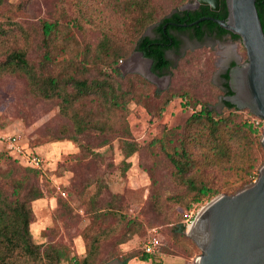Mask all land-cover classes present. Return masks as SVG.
<instances>
[{
	"label": "rangeland",
	"instance_id": "obj_1",
	"mask_svg": "<svg viewBox=\"0 0 264 264\" xmlns=\"http://www.w3.org/2000/svg\"><path fill=\"white\" fill-rule=\"evenodd\" d=\"M195 2L154 0L158 8L157 21ZM18 4H21V9ZM42 21L59 22L70 38L66 40L64 49L58 47V60L84 58L85 50L90 51L89 57H92L103 32L118 31L121 27L119 18L102 0H7L0 7V25L8 32L0 36V61L16 46H26L29 59L40 61L44 56ZM74 21L77 23L75 26ZM157 24L149 26L144 35H154ZM21 29L29 33L27 42ZM180 39L181 51L170 55L171 71L159 79H148L143 75L148 76V65L136 55L138 51L131 52L127 59L120 61L119 69L124 77L137 74L152 86L147 91L138 90L144 96L140 104L129 105L125 129L122 130L119 122L111 117L116 124L114 132L109 135L87 133L79 137L78 143L71 139L73 124L60 114L59 101L36 97L23 75L0 73V130L22 134L28 149L42 154L47 160L44 174L34 179L44 190L45 198L32 204L34 219L30 229L33 241L63 253L60 264H75L74 258L84 259L85 235L95 234L102 227L107 228L110 237L102 245L97 264H120L123 256L142 252L149 232L155 229L164 244V264H177V261L195 264L201 254L198 246L188 241H177L169 233L184 207L167 202V198L183 194L185 188L167 162L164 150L180 142L184 125L195 111L206 105L219 113L226 111L221 102L223 64L228 62L233 51L243 61H246L247 54L242 42L212 38L199 42L186 34L180 35ZM61 42L56 44L65 43ZM109 72L112 73V70ZM183 94L186 97L174 98L161 110L167 98ZM97 109L103 111L101 107ZM242 112L251 122L248 112ZM103 117L107 114L103 113ZM260 129L263 130L262 127ZM105 139L109 143L102 147ZM126 143H137L140 151L128 160L131 168L124 173ZM80 144H87L101 155L81 152ZM1 155H4V149L0 146ZM11 162L6 157L0 160V172L6 177L22 171L15 165L11 167ZM214 175L222 178L220 173ZM7 182L4 181V184L8 186ZM99 185L104 194L99 199V207L105 209L113 203L118 215L101 224H94L87 207L91 197L98 193ZM5 189L8 191L9 188ZM115 196L116 203L113 202ZM153 196L161 200L162 214L152 210ZM205 205H195L192 210H201ZM121 215L129 221L141 222L146 228L145 233L120 244L126 234ZM129 264H139V261L133 260Z\"/></svg>",
	"mask_w": 264,
	"mask_h": 264
},
{
	"label": "trees",
	"instance_id": "obj_2",
	"mask_svg": "<svg viewBox=\"0 0 264 264\" xmlns=\"http://www.w3.org/2000/svg\"><path fill=\"white\" fill-rule=\"evenodd\" d=\"M102 1L119 18L121 27L118 31L103 32L92 57H89L90 51L85 50L84 58L58 60L57 49H64L66 40L70 38L65 35L59 22L42 21L44 56L40 61L32 62L29 59L26 46L11 48L5 59L0 61V73L23 75L36 97L45 101H59L60 114L73 124L71 139L77 143L79 137L87 133L109 135L114 132L116 124L111 117L119 122L122 130L125 129L129 105L140 104L144 96L143 92L138 90L147 91L152 86L147 79L137 74L123 76L119 63L127 59L131 52H142L145 58L153 60L152 72L158 77H163L172 69V62L166 53L171 49H180L182 34L199 42H204L207 38L223 41L227 35L231 36L233 42H241L240 37L212 21H204L191 27L181 26L192 24L203 17L226 21V0H221L219 12H213L209 6L202 5L197 10H178L164 16L159 22L158 8L154 0ZM6 2L7 0H0V7ZM17 7L21 9L22 6L18 4ZM257 10L264 28V0H257ZM74 22L73 26L77 25L76 21ZM155 22L158 23L154 29L156 37L144 35L145 30ZM21 31L27 42L30 39L29 33L24 29ZM7 34L0 25V36ZM61 41L65 43L60 46L56 44ZM234 66L235 63L221 75V102L226 111L219 113L208 105L195 111L184 125L180 142L171 149L164 150L167 162L185 188L183 194L167 198V202L184 207V211L175 218L176 223L169 233L177 241H188L196 247L195 242L186 234L185 214L192 212L195 205L208 204L222 194L234 195L252 184L258 179L259 170L264 164L263 130L245 118L244 112L224 100L225 97L233 95L229 87V73ZM109 70H112V73ZM181 96L186 97L183 94L167 98L161 110L163 111L174 98ZM97 107L103 108V111ZM246 111L254 117L249 110ZM103 113H106L107 117H103ZM108 143L105 139L102 147ZM126 144L124 173L131 168L128 160L140 151L137 143ZM79 148L87 155H101L87 144H80ZM3 157L12 161L11 167L15 165L22 171L7 177L0 172V264L40 261L60 264L64 254L55 248H44L35 244L30 229L34 219L32 204L45 198L44 190L34 180L44 174V168L28 167L6 150L0 160ZM213 173H220L222 178L212 176ZM4 181H8V186ZM5 187L9 188L8 191ZM102 194L103 188L99 185L98 193L88 202L87 212L90 213L94 224H101L118 215L113 203L105 209L99 207L98 202ZM116 197L113 199L115 203ZM151 207L157 213L162 214L164 211L159 197L155 199L153 196ZM121 217L125 221L126 234L120 244L127 243L135 235L145 233L146 228L141 222L129 221L123 215ZM109 237V231L105 227L95 234L85 235L86 256L82 260L74 258L75 264H97L102 245ZM163 247L164 244L155 254L150 255L145 252L143 246L142 252L123 256L120 264H129L133 260L139 261V264H164L166 255L162 252Z\"/></svg>",
	"mask_w": 264,
	"mask_h": 264
},
{
	"label": "water",
	"instance_id": "obj_3",
	"mask_svg": "<svg viewBox=\"0 0 264 264\" xmlns=\"http://www.w3.org/2000/svg\"><path fill=\"white\" fill-rule=\"evenodd\" d=\"M226 4V21L203 17L181 26L212 21L240 37L247 59L230 70L229 87L233 95L224 100L264 120V28L257 0H226ZM202 5L219 12L221 0H196L182 11L197 10ZM136 55L148 65V76L142 74L148 79H159L152 72L153 60L145 58L142 52ZM187 236L201 251L195 264H264V164L255 182L234 195L222 194L206 204Z\"/></svg>",
	"mask_w": 264,
	"mask_h": 264
},
{
	"label": "built area",
	"instance_id": "obj_4",
	"mask_svg": "<svg viewBox=\"0 0 264 264\" xmlns=\"http://www.w3.org/2000/svg\"><path fill=\"white\" fill-rule=\"evenodd\" d=\"M251 122L264 129V120L254 116L252 117ZM0 146L18 158L24 165L28 167L42 169L45 165L44 158H42L40 155H37V153L34 151H30L28 149L26 141L20 133L11 134L0 131ZM63 196H66V194L63 193ZM199 212L200 210H197L185 214V219L187 220V233L190 231V228L192 227ZM162 245L163 241L158 230L155 229L150 231L148 240L144 245L145 252L150 255L155 254Z\"/></svg>",
	"mask_w": 264,
	"mask_h": 264
},
{
	"label": "flooded vegetation",
	"instance_id": "obj_5",
	"mask_svg": "<svg viewBox=\"0 0 264 264\" xmlns=\"http://www.w3.org/2000/svg\"><path fill=\"white\" fill-rule=\"evenodd\" d=\"M155 32V31H154ZM151 38H155L156 37V33H154V35H151L150 36ZM189 38H191L190 36H189ZM192 39V38H191ZM223 40H230V41H232V39H231V36L230 35H227ZM181 47H182V45H181ZM181 47H180V49L178 50V51H176V50H173V49H171V50H169V51H167V58L170 60V55L171 54H178L180 51H181ZM245 61H243L242 60V58L240 57V56H238L237 54H236V52H231V57H230V59L228 60V62L226 63V64H223V68H224V72L222 73V74H224L230 67H231V65L233 64V63H235V66H240L241 64H243ZM153 66V65H152ZM234 66V67H235ZM152 68V67H151Z\"/></svg>",
	"mask_w": 264,
	"mask_h": 264
},
{
	"label": "crops",
	"instance_id": "obj_6",
	"mask_svg": "<svg viewBox=\"0 0 264 264\" xmlns=\"http://www.w3.org/2000/svg\"><path fill=\"white\" fill-rule=\"evenodd\" d=\"M5 133H9L8 131H4ZM11 134H14V133H11ZM2 147V146H1ZM35 153H37L36 151H35ZM37 155H40L42 158H44L43 157V155L42 154H38L37 153ZM44 160H45V163H47V160L44 158ZM179 260V259H178ZM175 264V263H174ZM177 264H182V262L180 263L179 261H177Z\"/></svg>",
	"mask_w": 264,
	"mask_h": 264
}]
</instances>
